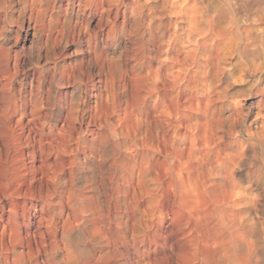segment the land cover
<instances>
[{"label":"clouds","instance_id":"9594fccd","mask_svg":"<svg viewBox=\"0 0 264 264\" xmlns=\"http://www.w3.org/2000/svg\"><path fill=\"white\" fill-rule=\"evenodd\" d=\"M0 264H264V0H0Z\"/></svg>","mask_w":264,"mask_h":264}]
</instances>
